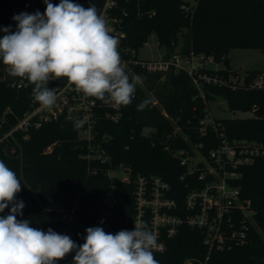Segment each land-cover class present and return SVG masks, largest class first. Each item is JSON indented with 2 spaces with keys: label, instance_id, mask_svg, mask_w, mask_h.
Listing matches in <instances>:
<instances>
[{
  "label": "trees",
  "instance_id": "obj_1",
  "mask_svg": "<svg viewBox=\"0 0 264 264\" xmlns=\"http://www.w3.org/2000/svg\"><path fill=\"white\" fill-rule=\"evenodd\" d=\"M104 1L72 0L85 8L95 5L98 12ZM50 2L56 5L60 0ZM45 9L44 0H0V29L15 32L14 15L37 11L43 14ZM111 13L121 19L119 50L128 47L137 51L154 32L158 44L165 49L164 56L175 51L203 53L212 55L215 61H226L230 46L264 51V0H117ZM5 34L0 31V38ZM3 65L0 60V161L22 183L16 199L22 200L25 207L17 218L29 220L32 227L45 232L51 228L68 235L77 245L85 242L88 227H102L112 234L130 229L136 176L158 175L166 180L170 184L169 196L179 205L188 189L201 183L197 180L199 169L187 174V165L180 159L187 152L193 153L192 146L213 163L209 151L219 146V133L228 141L264 143V88L204 84L198 89L182 69L150 72L138 65L132 68L142 83L136 86L130 105L118 106L116 120L106 115L116 110L95 99L97 118L91 144L104 149L109 162L88 157L93 150L80 136L84 125L76 129L74 121L61 117L4 136L28 108L34 85H8L2 79ZM210 71L224 76L235 74L230 68ZM257 72L247 70L245 80ZM150 94L156 104H152ZM215 97L225 99L231 109L252 111L253 116L215 119V127H202L200 120L207 102ZM144 100L149 104L138 110ZM175 125L182 127L181 131L174 130ZM145 127L153 131L145 133ZM163 132L167 134L164 143L160 142ZM120 164L130 168L129 182L107 176ZM224 169L235 173L227 180L239 186L241 197L249 200L253 221L243 243L213 249L207 264H264V156L236 165L226 163ZM109 188L115 199L112 205L104 201ZM8 214L9 209H5L0 216ZM165 243L164 251L154 252L159 264H182L186 258H202L207 251L201 230L187 225H181ZM74 255L69 253L57 264H73Z\"/></svg>",
  "mask_w": 264,
  "mask_h": 264
},
{
  "label": "clouds",
  "instance_id": "obj_2",
  "mask_svg": "<svg viewBox=\"0 0 264 264\" xmlns=\"http://www.w3.org/2000/svg\"><path fill=\"white\" fill-rule=\"evenodd\" d=\"M44 3L43 14L14 15L15 32L0 29L7 33L0 38V60L9 75L34 85L32 96L44 109H52L57 101L48 82L62 77L105 105H130L142 78L126 74L119 40L95 5L85 8L72 0ZM149 102L142 101L138 110ZM84 123L76 120L74 127ZM21 185L17 174L0 161V213L9 209L8 215L0 216V264H57L71 252H75L73 264H159L154 256L158 237L146 223L115 234L88 227L85 242L77 245L68 235L51 228L45 232L18 219L25 207L16 199Z\"/></svg>",
  "mask_w": 264,
  "mask_h": 264
},
{
  "label": "built area",
  "instance_id": "obj_3",
  "mask_svg": "<svg viewBox=\"0 0 264 264\" xmlns=\"http://www.w3.org/2000/svg\"><path fill=\"white\" fill-rule=\"evenodd\" d=\"M116 5L117 0H105L99 13L107 20L111 34L120 41V37L123 36L120 27L121 19L111 13ZM119 53L126 74L132 77L137 76L132 65H138L150 72L165 71L169 68L182 69L198 89H201L204 84L230 87L242 84L248 88H264V71L257 72L248 80L245 78L240 80L236 72L224 76L217 71H210V69L218 70L211 67V64L215 63L212 55L181 54L175 51L158 59L140 60L136 57L134 48L120 47ZM2 71V79L7 80L8 85L21 88L28 84L26 80L10 76L6 65H3ZM55 80V83L48 84L57 96L54 107L44 109L32 98L22 117L4 136L11 134L14 130H26L31 126L36 127L45 121L56 120L60 117L71 121L83 120L85 123L80 136L87 140L88 147L93 150L87 156L101 162H109V156L105 150L91 144L97 118L95 98L78 92L67 78L62 77ZM110 106L116 111L106 115L116 120L118 106L114 104ZM204 116H207V113ZM200 124L202 127L208 125L215 127V119L206 121L203 117ZM218 135L220 137L219 146L209 151L213 163L201 155L196 146H192L193 153L187 152L185 156H180L181 163L187 165V174H192L199 169L197 180L201 183L191 186L179 205L169 196L170 184L160 176L138 175L133 179L135 210L129 231L134 230L135 225L146 223L158 237L159 247L154 252L164 251L166 238L174 236L181 225L201 230L202 242L207 248L206 254L199 259L186 258L182 264L193 262L207 264L213 249L222 250L233 243H243L246 240L249 224L253 221L254 211L250 208L249 200L241 197L239 186L227 180L228 177H234L235 173L226 171L224 166L226 163L236 165L250 162L257 156H264V143L249 140L228 141L222 133ZM181 153L182 151H179V154ZM183 175L180 178L184 177ZM119 178L124 182H129L130 168L122 166Z\"/></svg>",
  "mask_w": 264,
  "mask_h": 264
},
{
  "label": "rangeland",
  "instance_id": "obj_4",
  "mask_svg": "<svg viewBox=\"0 0 264 264\" xmlns=\"http://www.w3.org/2000/svg\"><path fill=\"white\" fill-rule=\"evenodd\" d=\"M180 40V39H179ZM179 49V43L176 47ZM165 54V49L162 45L158 44L157 36L154 32H151L147 38L146 42L139 46L136 51V57L140 60H150L158 59ZM211 67L216 69H225L230 68L237 73V76L240 80H243L247 70L252 71H264V51L259 48L252 47H232L230 46L226 53V61L223 59L215 61L211 64ZM141 85V83H140ZM152 104H156L157 101L152 94L149 96ZM164 112V111H163ZM165 113V112H164ZM207 116H204L206 121L214 119H223V118H245L253 116L252 111H243L239 109H231L228 106V103L225 99L221 97H215L208 100L207 102ZM182 127L175 125L174 130H180ZM153 131L150 127H145L143 132L151 133ZM167 134H165L164 141ZM162 137V136H161ZM123 164H120L116 171H108L107 176H118L120 175L121 167ZM112 191L109 188L107 195L104 197V201L108 205H112L114 198L111 196Z\"/></svg>",
  "mask_w": 264,
  "mask_h": 264
},
{
  "label": "water",
  "instance_id": "obj_5",
  "mask_svg": "<svg viewBox=\"0 0 264 264\" xmlns=\"http://www.w3.org/2000/svg\"><path fill=\"white\" fill-rule=\"evenodd\" d=\"M55 81H56V80H50V81L48 82V84L51 85V84L55 83ZM165 134H166V132H163L162 137H161V139H160V142H162V143H163V141H164ZM5 151H6V153H7L8 156H11V151L9 150L8 147H5Z\"/></svg>",
  "mask_w": 264,
  "mask_h": 264
}]
</instances>
